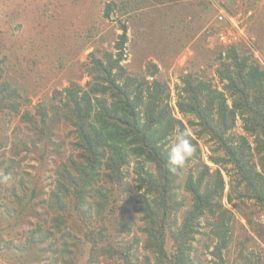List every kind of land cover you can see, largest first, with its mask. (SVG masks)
I'll return each instance as SVG.
<instances>
[{"label":"trees","instance_id":"16d2710c","mask_svg":"<svg viewBox=\"0 0 264 264\" xmlns=\"http://www.w3.org/2000/svg\"><path fill=\"white\" fill-rule=\"evenodd\" d=\"M114 6V2L107 5L105 16H111ZM127 30L122 23L115 52L90 53V78L84 84L71 81L55 92L58 108L48 113L46 105H40L37 116L24 111L36 139L32 137L31 144L22 139L20 145L26 150L38 149L41 163L56 124L67 123L75 137L71 145L76 155H71L68 163L58 170L59 192H51L49 197V205L59 212L53 218L52 228L62 231V226L74 216L67 215L69 197L76 212L85 214L76 215L75 219L88 229L87 239L91 243L88 264L97 250L132 264L131 245L103 243L108 238L104 215H97V230L86 222L93 215V207H105L110 196H120L125 190L121 185L133 160L140 202L136 209L141 213V230L145 234L142 246L150 253L143 256V264H151L150 257L157 264H200L190 253L196 235L205 233L202 228L207 226L211 229L205 234L216 238L208 251L212 255L209 261L227 264L224 249L228 246L234 214L225 207L223 197L230 203L235 197L242 201L254 198L264 207V68L244 44L228 47L225 54L218 52L211 63L201 65L203 69L215 65L217 82L195 69L179 76L176 106L180 116H177L169 84L158 76L160 69L156 62L147 61L140 73L121 63ZM16 95L11 82L4 80L0 85V111L17 113L22 103ZM238 121L242 131L236 133ZM181 129L188 133L196 150L183 168L172 172L166 149L173 134ZM200 140L212 142L209 158L221 167L211 171L202 158ZM222 170L229 175L226 194ZM109 185L120 189L111 193ZM240 185L242 188L234 197V190ZM180 188L191 195V204L178 221L177 212L187 206V197L179 194ZM89 197L95 201L88 202ZM246 217L257 233L258 227H253L252 219ZM127 224L116 227L117 231L128 230ZM206 246L209 249L208 243ZM250 253L254 258L248 259V264H264L263 249Z\"/></svg>","mask_w":264,"mask_h":264},{"label":"rangeland","instance_id":"374dc122","mask_svg":"<svg viewBox=\"0 0 264 264\" xmlns=\"http://www.w3.org/2000/svg\"><path fill=\"white\" fill-rule=\"evenodd\" d=\"M110 2L115 6L107 17ZM216 2L232 12L252 10L248 30L255 37V49L250 55L264 68V0H0V85L4 80L10 81L22 103L17 113L0 111V264H88L91 251L88 229L75 219L76 215L85 214L76 212L69 197L67 215L74 218H69L62 231L52 228L53 218L59 212L49 205V197L51 192H59L58 170L68 163L71 155H76L70 126L62 121L56 124L41 163L38 149L26 150L20 145L22 139L29 144L32 137L36 139L24 111L37 116L40 105H46L48 113L58 108L56 91L71 81L84 84L90 78V53L116 51L122 23L128 27L124 49L127 56L122 63L140 73L147 61L156 62L160 69L158 76L170 85L172 103L177 99L179 76L189 69L214 77L217 82L215 65L204 69L201 65L211 63L218 52L225 54L228 47L244 43L224 45L198 34L209 21L215 22ZM234 131H242L240 121ZM199 142L203 160L214 171L220 165L209 158L212 142ZM133 166L132 160L121 185L125 187L121 195L110 196L105 207H93V215L86 223L97 230V215H104L108 238L103 243L131 245L132 264H143V256L150 253L142 246L145 234L141 230V213L136 209L140 202ZM222 171L226 194L229 175ZM3 176L10 178L3 180ZM237 187L234 197L242 185ZM108 188L111 193L120 189L112 185ZM179 194L187 197V206L177 212L181 221L191 204V195L182 188ZM90 201L95 200L89 197ZM223 203L234 214L228 246L224 249L227 264H248L247 260L254 258L250 251L264 250V207L254 198L242 201L235 197L230 203L224 196ZM246 215L252 219L253 227H258L257 233ZM126 223L128 230L117 231L116 227ZM210 229L207 226L202 231L208 233ZM205 233L196 235L190 255L200 264H212L208 251L216 238ZM94 257L89 264H125L103 251L97 250ZM150 262L157 264L153 257Z\"/></svg>","mask_w":264,"mask_h":264},{"label":"built area","instance_id":"2783aa9c","mask_svg":"<svg viewBox=\"0 0 264 264\" xmlns=\"http://www.w3.org/2000/svg\"><path fill=\"white\" fill-rule=\"evenodd\" d=\"M217 12L215 22H210L206 28V36L214 38L224 45L244 43L254 52L253 35L249 33V18L252 10H239L232 12L223 5L214 3Z\"/></svg>","mask_w":264,"mask_h":264},{"label":"clouds","instance_id":"9594fccd","mask_svg":"<svg viewBox=\"0 0 264 264\" xmlns=\"http://www.w3.org/2000/svg\"><path fill=\"white\" fill-rule=\"evenodd\" d=\"M209 23H210V21L202 27V29L198 32V34H200L202 36L203 35L206 36L207 35L206 34V28L209 25ZM249 33L252 35V33L250 31H249ZM206 40H207V36H206ZM124 49H125V47H124ZM249 49H250L249 52L251 51L250 54H252V49L251 48H249ZM126 56L127 55H126L125 50H124L123 60L125 59ZM254 60L258 62L256 57H254ZM169 87H170V85H169ZM171 100H172V94H171ZM171 104L174 107L175 115L179 116L180 113H179L178 108L176 106V102L175 103L171 102ZM176 112H177V114H176ZM166 150H167V156H168L167 163H168L169 169H170V171L175 172V171L184 167L186 162L194 155L196 149H195V146L193 145L191 139L189 138L188 133L181 129V130H179L173 134V137L171 138L170 142L168 143ZM9 178L10 177H8V176L2 177L3 180H8Z\"/></svg>","mask_w":264,"mask_h":264},{"label":"bare ground","instance_id":"6f19581e","mask_svg":"<svg viewBox=\"0 0 264 264\" xmlns=\"http://www.w3.org/2000/svg\"><path fill=\"white\" fill-rule=\"evenodd\" d=\"M123 50V49H122ZM197 142V141H196Z\"/></svg>","mask_w":264,"mask_h":264}]
</instances>
